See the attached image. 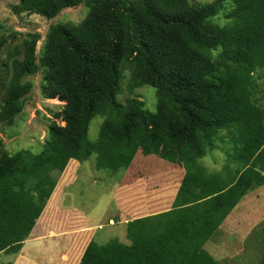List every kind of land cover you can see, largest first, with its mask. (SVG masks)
<instances>
[{
  "label": "trees",
  "instance_id": "obj_1",
  "mask_svg": "<svg viewBox=\"0 0 264 264\" xmlns=\"http://www.w3.org/2000/svg\"><path fill=\"white\" fill-rule=\"evenodd\" d=\"M81 3L83 19L50 23L38 54V30L0 34V123L22 113L37 72L41 95L64 102L40 151L10 153L0 139V252L42 224L70 233L48 264H222L205 243L264 184V0H18L11 11L54 18ZM123 61L130 93L155 89L153 112L139 95L117 98ZM230 142L240 168L224 177L202 158ZM93 153L97 169H123L113 197L127 241L96 242L87 216L58 202Z\"/></svg>",
  "mask_w": 264,
  "mask_h": 264
},
{
  "label": "rangeland",
  "instance_id": "obj_2",
  "mask_svg": "<svg viewBox=\"0 0 264 264\" xmlns=\"http://www.w3.org/2000/svg\"><path fill=\"white\" fill-rule=\"evenodd\" d=\"M17 1L0 0V34L10 30L19 33L38 30L41 33V39L37 42V54L50 23L57 21L79 22L87 12V7L81 3L75 7L64 8L54 18H46L35 13L29 15L25 13L14 14L11 11V4ZM199 1L209 2L211 0ZM126 65L127 61H123L121 90L117 98L123 101L128 94L139 95L144 101L145 107L153 112L156 105L155 89L148 85H142L132 89L130 93L127 90V85L131 81V74ZM30 77L34 84L28 94L22 113L16 117L10 126L0 123L2 147L10 153L22 148H28L33 152L40 151L41 142L48 134L50 120L62 122L54 114L61 111L64 102L56 98L47 99L41 95L39 72ZM260 84L264 85V80H261ZM100 117L96 116L90 122L88 130L90 142H95L97 139ZM222 147L225 149L217 147L209 155L203 157L202 162L211 171L218 170L224 177H230L236 169L240 168V163L231 157L237 149L231 142L225 146L222 145ZM94 156L95 153L92 154L91 159L80 163L77 177L68 182L67 186L60 192L58 202L67 210L76 208L87 216L88 226L95 229L94 239L96 242L102 243L111 237L127 241L125 238V222L127 220L113 197L117 184H119L118 177H122L124 174L123 169L117 171L118 175L113 172L108 173V169H97L95 164L91 162L94 160ZM248 204L252 206V210L246 208ZM72 218L75 219V215ZM263 226L264 184L254 187L252 191L243 196L223 224L215 230L212 237L205 243V246L215 258L222 260V264H239V262L241 264H257L263 243H261L255 230ZM69 242L70 233L55 234L50 227L35 224L27 239L23 241L22 248L16 254L17 256L22 254L27 259L41 264H48L59 260L68 248ZM16 254H12V258L16 257ZM9 256L8 253H1L0 263Z\"/></svg>",
  "mask_w": 264,
  "mask_h": 264
},
{
  "label": "crops",
  "instance_id": "obj_3",
  "mask_svg": "<svg viewBox=\"0 0 264 264\" xmlns=\"http://www.w3.org/2000/svg\"><path fill=\"white\" fill-rule=\"evenodd\" d=\"M246 208H251V210H252V206L250 205V204H248L247 206H246ZM247 211V210H246ZM248 212V211H247ZM22 248V247H21ZM1 253H4L3 251H1L0 252V254ZM12 254L10 253V256L7 258V259H5L3 262H7V261H12V264L14 263V261L16 260V258H17V254H16V257H13L12 258V256H11ZM3 262H1V263H3Z\"/></svg>",
  "mask_w": 264,
  "mask_h": 264
},
{
  "label": "clouds",
  "instance_id": "obj_4",
  "mask_svg": "<svg viewBox=\"0 0 264 264\" xmlns=\"http://www.w3.org/2000/svg\"><path fill=\"white\" fill-rule=\"evenodd\" d=\"M75 7V6H74ZM27 239V238H26ZM24 241V240H23ZM22 244H23V242H22ZM22 247V246H21ZM21 249V248H20ZM16 254V253H15Z\"/></svg>",
  "mask_w": 264,
  "mask_h": 264
}]
</instances>
